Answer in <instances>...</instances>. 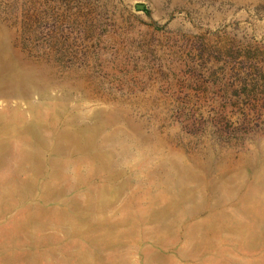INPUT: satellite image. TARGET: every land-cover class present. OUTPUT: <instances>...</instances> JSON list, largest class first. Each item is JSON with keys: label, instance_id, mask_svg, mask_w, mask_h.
I'll use <instances>...</instances> for the list:
<instances>
[{"label": "rangeland", "instance_id": "374dc122", "mask_svg": "<svg viewBox=\"0 0 264 264\" xmlns=\"http://www.w3.org/2000/svg\"><path fill=\"white\" fill-rule=\"evenodd\" d=\"M0 264H264V0H0Z\"/></svg>", "mask_w": 264, "mask_h": 264}, {"label": "water", "instance_id": "95a60500", "mask_svg": "<svg viewBox=\"0 0 264 264\" xmlns=\"http://www.w3.org/2000/svg\"><path fill=\"white\" fill-rule=\"evenodd\" d=\"M135 6H136V8H138V9H141V8H143V7H144V5H143V4H141V3H137Z\"/></svg>", "mask_w": 264, "mask_h": 264}]
</instances>
